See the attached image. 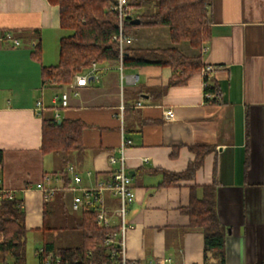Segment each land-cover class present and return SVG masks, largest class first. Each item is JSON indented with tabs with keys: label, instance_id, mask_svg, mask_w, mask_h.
I'll use <instances>...</instances> for the list:
<instances>
[{
	"label": "crops",
	"instance_id": "1",
	"mask_svg": "<svg viewBox=\"0 0 264 264\" xmlns=\"http://www.w3.org/2000/svg\"><path fill=\"white\" fill-rule=\"evenodd\" d=\"M208 11L212 38L202 55L212 68L208 83L220 92L215 104L206 102L203 73L186 86L170 87L168 67L120 72L117 64H99L78 96L68 87H44L42 66L59 63L60 40L69 35L61 29L59 8L48 0H0V181L23 202L28 230L44 237L43 229H49L44 218L49 201L37 189L45 176L73 166L81 187L91 188L111 178L116 166L110 158L120 157L125 145L136 195L127 215L129 264H215L205 257L203 234L189 229V218L180 210L189 205L191 186L214 184L218 219L226 231V264H264V0H211ZM131 35L133 49L198 55L187 43L172 44L166 28H137ZM39 43L41 63L31 57ZM49 46L58 51L50 61ZM64 91L70 93L69 105L60 108L53 98ZM122 100L129 108L124 121L118 116ZM38 102L46 117L58 112L87 126L84 150L68 156L67 166L62 167V156L42 152ZM55 107L60 109L48 111ZM194 146L213 148L194 180L159 188L163 173L187 169L195 159ZM51 185L60 189L51 199L53 208L63 209L65 216L70 209L77 227L83 211L72 210L73 194L62 182ZM117 206L108 196L105 207L112 215Z\"/></svg>",
	"mask_w": 264,
	"mask_h": 264
},
{
	"label": "trees",
	"instance_id": "2",
	"mask_svg": "<svg viewBox=\"0 0 264 264\" xmlns=\"http://www.w3.org/2000/svg\"><path fill=\"white\" fill-rule=\"evenodd\" d=\"M211 0H128L132 16L123 21V32L132 37L137 28H166L174 45L187 43L198 51L195 57H187L177 49H133L128 45L124 50L123 69L138 70L150 67H168L172 77L170 87L186 86L189 81L206 68L202 49L212 38V22L208 7ZM59 8L60 26L69 35L60 40L59 63L56 66H42L41 77L44 87L65 88L77 75L85 73L96 64H119V44L114 37L120 32V19L113 10L114 0H48ZM139 20V25L133 22ZM133 38V37H132ZM38 63L42 62V47L37 44L31 55ZM205 92L214 94L206 99L208 103H218L220 92L215 85H209ZM125 118L129 116L128 105ZM60 108H51L56 111ZM42 118V152L44 155L62 156L64 166L69 163L68 156L82 153L83 132L86 124L80 120L55 118V115ZM61 120V124L58 123ZM195 155L185 171L163 173L159 188L172 187L182 181H192L203 166L205 157L213 152L211 146H194ZM3 152L0 151V166ZM54 175V174H53ZM56 175V174H55ZM64 188L70 185L66 170L60 173ZM202 196H198V192ZM217 185L191 186L190 202L181 208L182 214L189 218V229L200 231L205 240V257L215 264H226V231L220 223L216 210ZM82 219L76 227L81 233V243L72 248H54L46 243L44 254L37 256L40 264L48 256L52 264L60 259L61 264H121L117 245L111 250L104 243L113 229L100 227L95 211L82 210ZM45 211V217L46 218ZM23 202L9 193L0 196V264H27V234ZM49 229L44 228L43 231ZM127 264L129 262L127 261Z\"/></svg>",
	"mask_w": 264,
	"mask_h": 264
},
{
	"label": "built area",
	"instance_id": "3",
	"mask_svg": "<svg viewBox=\"0 0 264 264\" xmlns=\"http://www.w3.org/2000/svg\"><path fill=\"white\" fill-rule=\"evenodd\" d=\"M113 10L117 11L120 19V32L119 35L114 37L119 44L120 50V59H119V70L123 71V58L124 50L128 45L133 43V38L126 35L123 32V21L132 16V10L129 6L128 0H114ZM17 44V43H16ZM98 70V64L94 63L89 70L83 74H79L75 77L74 81L70 83L67 87L71 90V94L78 96V88L88 85L89 78L96 75ZM212 68L206 67L202 73L204 74V88L207 89L209 86L207 73L211 71ZM214 94L205 92L206 99L214 98ZM70 93L67 91L62 92L60 95L53 98V103L60 108H66L69 105ZM138 107L142 106L141 102H138ZM43 103L38 102L36 104V114L41 117L43 113ZM126 106L122 100L119 107L118 116L121 121H124L125 118ZM167 119L173 117V112L168 111L165 113ZM55 118H60L58 112L55 114ZM125 145H122L120 148V157L112 156L110 158V163L116 166V169L111 175L109 180L101 181L91 188L81 187V178L78 174L75 173V168L70 166L67 168V173L71 174L70 185L63 189L71 192L73 194L72 198V210L79 212L85 208L91 207L95 211L97 224L105 229H113L114 231L109 235L105 240L104 245L109 248L111 255H115L114 251L111 250L113 246L117 245L119 249V254L121 256V264H127L126 258V236L127 232L131 229L127 221L128 208L135 201L136 195L135 191L132 188V177L128 172L126 166V158L124 155ZM53 182H62L61 175H48L44 177V181L37 185V189L43 193L44 200L48 202L51 200L59 187H54L51 184ZM0 181V196L3 193H9L10 199H14L12 193L1 188ZM79 195H78V194ZM108 196L116 199L118 201L117 209L114 211L115 215H112L106 209V202ZM24 207V204H23ZM118 220L117 225L115 220ZM44 250H39V255H43ZM52 255L48 256L43 260L42 264H52ZM56 264H61L60 259H56Z\"/></svg>",
	"mask_w": 264,
	"mask_h": 264
},
{
	"label": "rangeland",
	"instance_id": "4",
	"mask_svg": "<svg viewBox=\"0 0 264 264\" xmlns=\"http://www.w3.org/2000/svg\"><path fill=\"white\" fill-rule=\"evenodd\" d=\"M64 33L69 34L66 32ZM48 48L50 49L49 52H52V54L47 56V60L50 61L52 58L51 55L55 56L58 51L53 52L54 48L51 46ZM63 166L64 163L62 164V167ZM47 206L46 214L49 230L44 233L45 236L43 237L42 232L40 233L39 230H28L27 264H40V260L36 253L44 246V243H52L56 249L63 247H77L81 243V233L76 230L78 221L75 219L72 211L69 209L67 216H65L63 209L53 208L51 200H49Z\"/></svg>",
	"mask_w": 264,
	"mask_h": 264
},
{
	"label": "water",
	"instance_id": "5",
	"mask_svg": "<svg viewBox=\"0 0 264 264\" xmlns=\"http://www.w3.org/2000/svg\"><path fill=\"white\" fill-rule=\"evenodd\" d=\"M133 24H134V25H139V24H140V21H139V20H135V21L133 22ZM61 122H62L61 120H58V123H59V124H61Z\"/></svg>",
	"mask_w": 264,
	"mask_h": 264
}]
</instances>
